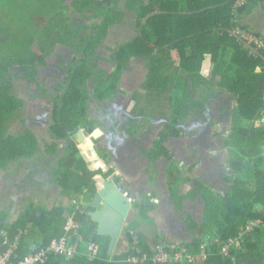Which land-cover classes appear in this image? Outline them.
Listing matches in <instances>:
<instances>
[{"label":"trees","instance_id":"1","mask_svg":"<svg viewBox=\"0 0 264 264\" xmlns=\"http://www.w3.org/2000/svg\"><path fill=\"white\" fill-rule=\"evenodd\" d=\"M5 1L11 12H23L22 0ZM120 1H123L121 10L114 7ZM41 2L43 8L38 9V16H35L41 25L44 24L39 29L34 28L42 41L41 51L35 52L33 31L14 37L15 43L10 44L12 51H7L5 48L8 46L4 44L3 47L0 45V169H6L16 159L33 163L39 150V138L31 129L20 130L18 134L7 132L8 119L15 116L24 104L19 89L12 87L10 79H4L10 71L9 66L18 62L26 70L28 62L42 60L44 47L49 45L52 37L65 42L59 31L60 28L65 29L73 53L82 51L83 57L77 63L74 62L75 55L72 57L73 65L68 68L69 83L64 95L53 99L49 110L54 120L50 134L56 141H52L51 146L44 144V148L48 152H56L58 144L64 143L60 153H55L58 157L53 167V181L60 186V193L69 199V203L49 207L29 202L12 221H7V212L1 210L0 252H5L12 243L14 259L34 250H47L53 238L73 234V230L65 228L67 216L71 215L78 227L77 236L72 238L75 254L67 259L47 251L42 264H156L153 258L157 248H149L140 235L133 236L130 232H127V249L120 254L107 255L105 246H101L98 239L102 236L96 234V223L91 221L88 211L92 209L90 202L95 192L112 174V169L105 170L100 166L90 169L75 140L70 137L81 126L86 130L93 129L97 121L87 117L86 101L90 91L87 83L97 73L92 71L96 69L97 59L93 58L98 56L97 48L113 25L120 23L128 26L134 34L112 50L114 61L111 69H101L100 75L96 76L93 89L96 99H110L113 93L122 91L118 88L122 69L132 58H137L148 65L144 86L154 87L157 95L168 91L171 98L174 96L171 129L175 119L185 120L190 116L192 109H188L189 103L193 109L202 108L204 98L216 96L221 91L223 94L227 92L228 101L231 98L236 100L231 109L233 122L230 134L231 149L240 156L230 164L235 176L227 179L228 187L223 196H215L208 192L209 189H204V222L200 226L192 221L190 226L188 224L194 235L193 241L177 246H160L161 249L169 253L183 251L194 254L201 244L208 242L205 246L208 255L200 264H264V128L261 124L264 114V0ZM69 7L73 14L81 17L75 19L65 15L71 19L70 26L64 16ZM31 15L34 16L32 11ZM29 29L33 30V25ZM170 64H174V69L170 70ZM215 87L219 88L218 92ZM189 88L197 89L201 99L192 101L186 97ZM172 131H162L161 138ZM161 142L162 139L156 141L153 155L166 152ZM168 162V198H176L174 207L180 210L184 198L182 187L188 182L195 183L192 178L176 174L173 161ZM37 165L38 162H34L35 167L31 165L33 167L28 169V173L36 172ZM188 170H192V165ZM244 172L249 180H240ZM193 190L190 188L186 197L194 196ZM140 201L136 204L137 219L129 224V230L146 220L153 209L149 198ZM256 220L260 223L249 234L242 230L247 223ZM239 233H242L243 242L231 248L230 256L225 258L218 254V244ZM90 242L98 245L95 256L89 255L85 248ZM132 256L138 258L137 263L128 261ZM142 258L146 259L142 261Z\"/></svg>","mask_w":264,"mask_h":264},{"label":"flooded vegetation","instance_id":"2","mask_svg":"<svg viewBox=\"0 0 264 264\" xmlns=\"http://www.w3.org/2000/svg\"><path fill=\"white\" fill-rule=\"evenodd\" d=\"M22 1H23V6H24L23 12H22V10L18 11L17 13L11 12L9 9V6L0 5V13L6 14V16H7L5 19L0 18V34L3 35L5 38H7L6 40H4L3 43L0 41V45H2V47L4 45L8 46L5 49L7 51H10L11 50L10 44L15 43L14 37L23 36L25 34V31L29 32V33L31 31H33L34 32L33 34L35 36V44H36L35 52H40L41 51L40 46L42 45V41L37 36V33H36V31H34V28L39 29L38 28V20L36 19L35 15H37L38 9L43 8V6H42L43 3L41 2V0H35V4L30 6L29 0H22ZM69 1L70 0H62V4H68ZM117 4L123 5V1H120ZM115 5H114V7H115ZM26 6H27V9H25ZM71 10H72V8L69 7L68 8V11H69L68 14H70L72 18L81 19V17H79V15L77 13L73 14L71 12ZM31 11L34 14V16L31 15ZM85 14H86V12L84 13L83 16H85ZM10 15H11V18L9 17ZM24 17L27 19L22 20V19H24ZM83 21L87 22L86 17H83ZM31 25H33V30L29 29V28H31ZM115 25L117 27L118 26H124L125 29L115 31V29H113L114 27H116ZM115 25H113L112 30L110 29L109 34L114 33V32H122V33L125 32L124 36H126V39H124L121 42L126 41L129 37H131L134 34V33L131 34L132 30L129 29L128 26H126L124 24L117 23ZM59 31L62 33V35H64V38L66 39L65 42H63L61 40H56V37H52L49 41V45L47 47H44V51L42 54V60H36L35 59L34 62H28L27 63L28 65H32L34 63H35L34 65L37 64L36 66H34V68H32L33 66L27 65L26 70H25L17 62L15 64L9 66L10 71L8 74L6 73L9 76L10 80L9 79L8 80L11 82L12 87H17L18 89H20V88L16 85H18L20 83L22 78L32 79V80H35L39 83H42V86H43L41 88L42 94L39 95V98H40L39 100H41V101L36 103V104H39L38 105V112H42L43 110L49 111L50 107L53 106V99L55 97L61 98V96L64 95L63 94L64 89L67 87V85L69 83L68 68L72 67V65H73L72 57L75 54L73 53L70 57V53L73 52L74 49L72 48V45L70 44V40L68 38V33H66V31L62 32L61 28ZM127 32H128V35H126ZM107 37H108V35L106 36V38ZM121 42L116 41V45H118ZM101 46L103 47V50L106 48L112 49L109 46H106L104 44V41H103V43L97 48L98 56L96 58H93L94 60L97 59L95 66L97 67V65L101 64L97 61H102V64H106L108 62H112V64H113L114 60H113L111 54L113 52L112 50H114L115 48L111 50V54L109 56H106L105 54L100 53L101 52V49H100ZM34 48H35V46H34ZM58 53H60V56H61L60 58H58ZM79 53L83 57V52L81 51ZM52 54H55L56 56H55L54 60L51 61V58L48 56H50ZM68 57H70V59H68ZM67 60L70 61V63ZM133 61H138V59L132 58L131 61L129 62V65H130V63L132 64ZM140 61H142V60H140ZM71 63H72V65H71ZM129 65L127 67H124L122 69V72L124 70H127L129 68ZM101 69L109 70L107 68L97 67V69H95V71L97 70L96 76L100 75V71H102ZM31 72H33V73H31ZM122 72H121V74H122ZM15 76L17 78L14 80ZM62 79H67V84L65 85L64 89H61L60 85L58 88H56L57 82L61 81ZM136 81H137V79H135V78L128 80L127 78L121 77V75H120V79L118 81V88L120 87L122 91H120L121 93L119 91L113 93V95L110 99H103V100L96 99L95 97H91V96H95L93 93L94 90L92 89V93H91L92 95L90 94V91H89V98L91 97L92 100L95 99L99 102L105 101V103H106L105 107L106 108L108 107L107 105H109V108H108L109 112L107 114L105 113L106 108H103V107H98L97 114L104 115L105 117H108V115L112 116L114 120H116V117H118V122L120 120L121 121L127 120L126 117L128 114H130V112H129L130 110H128L127 106H126L127 105V99L133 100L131 98L138 97L141 94H145V92H154L155 93L154 87L150 88L149 86H144V83H145L144 80H143V83L141 84V86L145 89V91L144 92L139 91ZM216 89L218 92L219 88H216ZM20 93L22 94V92H20ZM119 93H120V95H118ZM164 94H168V91L163 92L160 95H157L155 93V95L157 97H162ZM218 94L221 95V98L218 101H214L213 104H211L212 102L209 101V99L211 100V98L213 96H208V98H204V100H203L204 106L202 108L201 107L194 108V110L198 109L200 111L201 115L204 114L205 118L203 119V115H202L201 119H198L196 121L193 120L194 121L193 125H195L194 129L196 131L188 137L184 136L185 132L180 133V131H179V127H180L179 124H180V122H182L184 120L175 119L176 122L173 124V126H174L173 129H171V127H169L170 121L173 119V117L170 118L171 120H169L166 123L163 122V119L160 121H157V123H159V125L162 127V129H165L168 132L170 130H173L171 133H168V136L163 138V140H162L163 144L164 143L166 144V142H167V144H166L167 147L164 145V150L166 152L160 151L158 156L163 155V157H164L165 161H167V163L160 165L161 168L164 167V170L167 172L168 163H169L168 161H174L175 162L176 159L177 160L180 159L179 162H183V164L188 163V162H199V166L195 169V172L199 175V178H196V179L194 178L193 180L200 179L202 184H203V190L200 189L199 187L197 188V186L195 184H192L191 182H189V183L194 185L191 188H193L197 191L199 199L202 200V203H203L202 209L205 208V201L202 198V194L204 193V189L207 188L210 190V192H214L215 196H217L215 194V192L219 193L223 196L225 192L223 190V187H221V185H222L221 179L223 177L226 179L228 176H230V178H231L234 175L233 171L235 172V170L232 169L230 166L231 163H229V162L231 160H230V155L228 154V152H229L228 149L229 148L231 149V143H230V139H231L230 137L231 136H230V134L232 132L231 131V123L233 122L232 111H231V109L233 107V103L231 104V101L233 99L231 98L228 101V99L230 97H228L227 92H225L223 94L221 91V92H218ZM31 95L35 96V94H33V93H31ZM22 97H23L24 102H25L26 101V98H25L26 93H23ZM89 98H88V100H89ZM123 98H124V100L122 101L121 99H123ZM200 99H201V97L199 98V100ZM234 101H236V100H234ZM190 116L188 118H186L185 120L189 119ZM161 117L163 118L164 115L161 114ZM206 117L209 119L212 118V120L211 119L210 120L215 122V124L213 125V129H214L213 138L210 137L209 133H212V132L209 131V126L206 124V122H207ZM45 121L46 120H42V121L38 120V122L40 124H42V123L44 124ZM114 122H116V121H114ZM171 123H172V121H171ZM42 125L41 126L39 125L38 127H37V125H35L34 128L35 129H39L40 127L42 128L44 126V125L43 126ZM27 126H29V125H27ZM220 126L225 128L224 132H222V128ZM31 127L32 126H29L26 129H31L35 133L34 128H31ZM78 130H82L85 132L86 136L88 135L86 133V128L84 126L83 127L81 126V128L79 127ZM87 131H89V130H87ZM186 131L189 132L187 129H186ZM19 132H20V130H19ZM163 132H164V130H163ZM170 138L172 141L168 142V140ZM179 138H180V140H179ZM223 138H225V140L227 142L226 147L223 144ZM212 139H213V143H211ZM199 144H200V150L196 151V145H199ZM174 146H177V148H178V150L176 152H172ZM208 146H210V148H211L210 150H212V147H214L215 149H217V152L209 153L210 156H207L205 154L204 150ZM218 155H221V157H219ZM263 161H264V158H263ZM214 162H217V163L225 162V163L224 164H221V163L220 164H214ZM53 163H52V165H50V166H52V170H54L53 167L55 166L56 161H55V164H53ZM189 167H190V165H189ZM174 168H175V166H174ZM166 172H165V174H166ZM176 174H179V172H177ZM51 178L54 179V175ZM158 178L160 179V175L158 176ZM166 179H167V176H166ZM154 181H155V179H154ZM52 183H55V182L53 181ZM208 183L211 186H214L215 189H212L211 187L209 188V187L205 186V184L208 185ZM156 184H158L161 187V183L157 182V177H156ZM162 193H165L164 189L162 190ZM198 196H196V197L198 198ZM204 217H205V215H204ZM198 220H199V218H198ZM203 222H204V220H203Z\"/></svg>","mask_w":264,"mask_h":264},{"label":"crops","instance_id":"3","mask_svg":"<svg viewBox=\"0 0 264 264\" xmlns=\"http://www.w3.org/2000/svg\"><path fill=\"white\" fill-rule=\"evenodd\" d=\"M131 99H133L134 101L127 99L126 106L127 109L130 110L129 112L130 114H132V118L127 119L126 126L121 127V124L119 126L114 125L115 120L112 116L105 117L104 115H97L96 113L93 114L92 119L98 121L94 122L93 128H98L101 131L100 133H98V135L100 134L98 137H94L96 135H92L91 137L96 140H93L96 147L95 156L89 153L90 144L86 140V138L84 140H80L75 133L71 134L70 136L71 139L75 140L81 155L87 162V165L90 169L98 166V163L104 164V169H112L111 175H119L123 183V187L126 188L127 192L136 199V202L133 204L134 208L130 210L129 215L126 218L123 230L117 240V243L115 244L112 255L120 254L127 249V232H130L131 234H133V236H136L137 234V236L139 237L140 235L144 243L151 249H155L160 246H177L183 243H189L193 241L194 235L188 229V222L186 221L187 218L201 224L204 220L203 217L205 215V211L204 209H202L203 203L202 200L199 199V197L197 198L196 196H188L186 198V196L183 195L184 198L182 208L184 206L186 208L184 212H182V214L185 215V219H179V216H177V212H179L180 210H176L174 207V201L168 198L169 191L165 174L166 171L164 170V167H160V165L167 163V161H165L163 155L158 156L152 154V150H155L156 147V141L161 139L163 140L160 133L163 130L165 131V129H162L161 126L154 127L151 124L159 125L157 121L162 120V117L159 115V113H154L151 114V119H149L148 116L143 114L142 112L132 110L133 107L131 103H135L136 101H138L139 96L133 97ZM121 100L123 101L124 98ZM138 127H140V129H138ZM121 129H125V131L122 132ZM82 132L84 133V131ZM108 133L110 135H107ZM76 139H79L80 141H77ZM52 140L56 141L55 138H53ZM84 141L87 145H83L82 142ZM169 141H172L171 138L168 140V142ZM161 143L163 144V141ZM166 144L164 143L163 145L167 147ZM59 145L57 147L60 149V147H62L64 143L61 142ZM44 150L45 152L50 153L49 158L51 160H54L52 157L53 155L55 159L58 157H55V153L59 150H57L56 152H48L45 148ZM20 162V164L23 166L22 163H24V161ZM34 162L29 163L28 161V169L32 168L31 165H34ZM42 163L44 162H40V164ZM52 163V161H49V166L52 165ZM188 163V167L189 165H192V167L196 166V168L199 166L198 162ZM179 165L183 166V162H180ZM159 175L160 179L158 178ZM156 177L157 182L161 183V187L156 184ZM45 181H49L52 184L51 177H49V179H45ZM221 182V187H223V190L225 192L228 187L227 179L223 177L221 179ZM35 183L36 182H29L30 185H34ZM38 185H40V183H36L37 187ZM46 186L47 184L44 185V188ZM40 187L42 186L40 185ZM163 189L165 193H162ZM45 192L48 196L53 195L48 191ZM57 192L58 193L53 196L60 201L57 202L56 200H54L53 205H59L61 203L65 205L68 204L69 199L60 193V186ZM215 194L218 195L219 193L215 192ZM143 198H149V201L153 203V209L149 212L146 220L139 222L138 226L135 229L129 230V224L137 219L136 204L141 202L140 200ZM147 222L153 223L154 233L149 232V230L146 228ZM99 241L101 243V246H105L106 253L108 255L109 238L107 236H102L101 240ZM90 243H92L96 249L98 248L96 242ZM87 246L88 244L85 245L86 249Z\"/></svg>","mask_w":264,"mask_h":264},{"label":"rangeland","instance_id":"4","mask_svg":"<svg viewBox=\"0 0 264 264\" xmlns=\"http://www.w3.org/2000/svg\"><path fill=\"white\" fill-rule=\"evenodd\" d=\"M5 3H6L5 0L0 1V4H5ZM29 4H30V6L34 5L35 0H29ZM121 6L123 7V5H120V4L115 5L116 8H120V9L122 8ZM68 13H69V11L65 10L64 16L70 15ZM6 17H7L6 14L0 13V18L5 19ZM43 17H45V16L43 15ZM65 18H66V16H65ZM66 19H67V21H66L67 25H69V26L72 25V23L70 21L71 19H69V18H66ZM43 24L44 23H42V25ZM42 25H41V22L38 21V28H39V26H42ZM113 29H115V31L116 30H124L125 27L124 26H118V27L116 26ZM111 30H112V28H111ZM63 31H65V29H63L62 32ZM124 33L125 32H123V33L122 32H114V33L108 34V37L104 40V44L106 46H109L112 49L116 48L117 47L116 41L121 42L124 39H126V36H124ZM126 35H128V32L126 33ZM6 39L7 38H5L3 35L0 34V41L2 43ZM100 49H101L100 53L105 54L106 56H109L111 54L112 49L106 48L103 50L102 46L100 47ZM72 54H73V52L70 53V57ZM55 56H56L55 54H52L48 57H50L51 61H52V60H54ZM80 56H81V54L79 52L75 53V61H74L75 63H77V61L80 59ZM60 57H61L60 53H58V58H60ZM70 57H68V59H70ZM68 62L70 63V61H68ZM97 62L101 63L100 64L101 66L96 64L97 67H99V68H107L110 70L112 67V62H108L106 64H102V61H97ZM34 64L28 65V66H33L32 68H34V66L37 65V64L36 65H34ZM71 65H72V63H71ZM89 66H91V65L89 64ZM97 67H96V69H97ZM147 67H148V65L147 64L145 65V63H143L142 61H139V60L133 61L132 64L130 63L129 68L122 72L121 77L127 78L128 80L132 79V78L137 79L136 83H137L138 90L141 92H144L145 89L141 86V84L143 83V80L145 81V79H146ZM169 67H170V70L174 69V64H170ZM93 70H94V72H96L95 69H92V71ZM31 73H33V72H31ZM94 75L95 76H93L88 81V87L90 89V94L92 93V89H94L95 78H97L96 74H94ZM5 78L9 79V76L5 75L4 79ZM16 78L17 77L15 76L14 80ZM66 84H67V79H62L61 81L57 82L56 88H58L60 85V88L64 89ZM16 86H18L20 88L19 92H22V94L26 93V97H25L26 101L23 104L24 106L23 105H22L23 107L20 106V108L17 110V114L15 116H13L12 118L8 119V121L6 123V125L8 126L7 132L12 133V134H18L19 130L22 129L23 131H26L27 130L26 128L29 126H32L31 128H34L35 125H37V127L39 125L41 126L43 123L40 124L38 122V120H40V121L46 120L45 123L43 124L44 126L42 125L43 126L42 128L41 127L39 129L34 128L35 134L39 138V150L37 152V158L33 159V161H38V162L40 161V162H44V163H42V164L38 163V165H37L38 168H37L36 172H35V170H33L32 173H30V174L28 173V161H31V160H25V159L24 160L23 159L18 160V159H16L15 162L10 163L9 167H7L6 169H0V211L5 210L7 212V221L14 220L18 211L24 210L25 205L29 202H33L37 205H46V206L50 207L54 204V200H56L57 202L60 201L57 198H54V196H53V195L58 193L57 191H58L59 185L56 183L51 184L49 181L48 182L45 181V179H49V177L53 176L52 166H49V161H52V162H54L53 164H55L56 159L54 158V155H53L52 157L54 160H51L49 158L50 153H47L44 150V144L51 146L53 137L50 134V132H51L50 131V125L54 123V120H53V118H52V116L48 110L42 109L43 110L42 112H38V105L39 104H36V103L41 101V100H39L40 99L39 95L42 94L41 93V88L43 87L42 83H39V82L32 80V79L22 78L20 83ZM31 93L35 94V96H32ZM185 96L189 97V99H191L193 101V100H199V98L201 97V94L199 93V91L197 89L189 88L188 91L186 92ZM91 97H94V96H91ZM91 97L89 98L88 101H86V106H87V111H88L87 117L92 120L93 114L94 113L97 114V112H98L97 106L106 108L105 107L106 103H105V101L99 102L95 99L92 100ZM220 98H221V95L218 94L217 96H213L211 98V100L209 99V101H211L212 102L211 104H213L214 101H218ZM173 99H174V96H172V98H171L169 93L164 94L162 97H157L154 92H145V94H141L139 96L138 101H136L135 103H133V102L131 103V105L133 107L132 110L142 112L143 114L147 115L149 119H151V114H154V113L158 114L159 113L160 116L162 114V115H164V117L162 118L163 122L166 123L169 120H171L170 118H172L171 114L173 112V108L175 107V101L173 102L172 101ZM232 99L233 100L231 101V104L233 103V106H235L236 105V101H234L235 98H232ZM107 106L108 107L105 109L106 114L109 112V109H108L109 105H107ZM188 106H189L188 109H192L190 111L191 116L189 119L184 120V121L180 122V124H179L180 133L185 132L184 136H186V137L190 136L192 133H194L196 131L194 129L195 125H193V122L198 120V119H201L202 115H203V119L205 118V115L204 114L201 115V113L198 109L194 110L192 108L191 103H189ZM131 118H132V114H128L126 117V119H131ZM206 119H207L206 124L209 126V131L212 132V133H209L210 137L213 138V131H214L213 125L215 124V122L211 121L212 118H210L211 119L210 120L209 118L206 117ZM115 121H116L115 124L113 123L114 125L118 124L117 126H119L121 124L120 125L121 127L126 126L127 120H125V121L120 120L118 122V117H116ZM27 125H29V126H27ZM151 125L154 127H158V126L160 127V125H158V124H151ZM220 127L222 128V132H224L225 128L222 126H220ZM115 129H117V128H115ZM138 129H140V127H138ZM186 129L189 132H187ZM121 131L124 132L125 129H121ZM99 135H96L94 137H98ZM107 135H110V134L108 133ZM93 140L96 141L95 139H93ZM82 143H83V145H87V144H85L86 143L85 141ZM211 143H213V139H212ZM223 144L225 147L227 146V142H226L225 138H223ZM56 148H57V150H60L58 147H56ZM127 148H128V146H127ZM231 148H232V144H231ZM210 149H211L210 146H208L204 150V152L207 156H210L209 153L217 152V149H215L214 147H212V150H210ZM177 150H178L177 146H174L172 152H176ZM197 150H200V144L196 145V151ZM228 151H229L228 154L230 155L231 161L236 160L237 158H240V156L235 152V150L229 148ZM218 156L221 157V155H218ZM18 161H24V163H22L23 166L20 164L21 162H18ZM179 161H180V159L179 160L176 159L175 162L173 161V165L175 166L174 172H179L180 175L187 177V178H192V179L199 178V175L195 172L196 166L192 167V170H188V168H189L188 164L189 163L183 164V166H181V165H179V163H180ZM231 161L229 163H231V165H232L233 162H231ZM242 162H243L244 166L246 167L245 162L244 161H242ZM36 163L37 162H35V164ZM220 163L224 164L225 162H219V163L214 162V164H220ZM102 165L104 167V164H102ZM226 179L230 180V176H228ZM51 180H54V179L51 178ZM240 180H249L248 175H246V172H244L242 174V176L240 177ZM31 181L33 183L34 182L40 183V185L42 187H40V185H38V187H37L36 183L34 185H30L29 182H31ZM193 181H194L195 185L197 186V188L199 187L200 189L203 190V184H202L200 179L193 180ZM46 184H47V186L44 188V185H46ZM193 186L194 185H192L189 182L184 184V186L182 187V194L184 196H186L187 193L189 192L190 188ZM205 186H207L209 188L211 187L212 189H215L214 186H211L209 183H208V185L205 184ZM45 191H48V192L52 193L53 195L48 196ZM193 191H194V196H198L197 191L195 189ZM208 192L214 194L213 192H210V191H208ZM36 193H38V194H36ZM213 197H215V196H213ZM50 201H51V203H50ZM73 201H74V199L72 200V202ZM173 201H176V198H174ZM185 208L186 207L184 206L182 209H180L179 212H177V216H179V219L180 218L185 219V215L182 214V212H184ZM186 221L188 222L189 226L192 224V222H194L188 218ZM194 223L196 225H199V226L201 225V224L196 223V222H194ZM146 228L149 230V232L154 233L153 223L147 222ZM252 228H248V229H252ZM248 229H245V231H247ZM251 231H249L247 233L249 234ZM98 239L101 240V238H98Z\"/></svg>","mask_w":264,"mask_h":264},{"label":"built area","instance_id":"5","mask_svg":"<svg viewBox=\"0 0 264 264\" xmlns=\"http://www.w3.org/2000/svg\"><path fill=\"white\" fill-rule=\"evenodd\" d=\"M246 37V36H244ZM247 38V37H246ZM261 124L264 128V114L261 118ZM118 189L123 193V195L126 197L127 202L129 204H132L135 202L134 197H132L127 190H125L123 187L118 186ZM260 223L259 220L256 221H250L246 224L245 227L242 228L245 233L251 231L255 226H257ZM253 227V228H252ZM65 228L67 231L73 230L72 235H64L60 237L59 239H54L50 242L47 250H37L26 254L20 259H14L13 257V245L11 244V247L8 248L5 252H0V264H42L46 260V252H52L53 254L57 256H64L65 258L69 259L74 254V246L72 243V238L77 236L76 230L78 229L77 223L74 221L71 215L67 216V223ZM252 228V229H248ZM245 229H248L245 231ZM243 242L242 233H239L237 236L228 238L224 243L218 244V254L222 255L225 258H228L230 256V250L233 247L239 246L240 243ZM208 242H205L200 245L199 250L197 253L190 254L183 251H177L173 253H169L167 250L161 249V247H157V252L154 255V262L156 264H183V263H191V264H200L202 263L206 257L207 253L205 252V246ZM87 251L89 252V255L95 256L97 251L95 246L90 243L87 246ZM13 257V259L11 258ZM146 259V258H145ZM142 258V261L145 260ZM128 261L132 263H137L138 258L132 256L128 258Z\"/></svg>","mask_w":264,"mask_h":264},{"label":"water","instance_id":"6","mask_svg":"<svg viewBox=\"0 0 264 264\" xmlns=\"http://www.w3.org/2000/svg\"><path fill=\"white\" fill-rule=\"evenodd\" d=\"M101 131L98 128H93L85 132L75 130V133L80 140L89 142L91 155L96 154L95 145L92 135H98ZM77 141H80V140ZM80 143V142H79ZM98 166L103 167L102 163ZM123 185L119 175H109L102 181V185L95 192L91 200V208L88 211L91 221L96 223V234L99 236H107L109 238L108 255H112L113 249L123 230L126 218L131 209L134 208V203L129 204L126 197L118 189V186ZM125 189V188H124ZM126 190V189H125Z\"/></svg>","mask_w":264,"mask_h":264}]
</instances>
